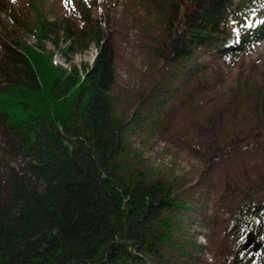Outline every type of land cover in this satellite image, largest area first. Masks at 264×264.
I'll list each match as a JSON object with an SVG mask.
<instances>
[{"label":"trees","instance_id":"obj_1","mask_svg":"<svg viewBox=\"0 0 264 264\" xmlns=\"http://www.w3.org/2000/svg\"><path fill=\"white\" fill-rule=\"evenodd\" d=\"M110 3L81 0L80 18L44 22L37 30L41 49L40 38L56 28L67 39L76 36L74 51L95 43L98 53L82 71L67 73L51 54L0 34V264H138L159 257L172 237L167 215L181 207L175 186L129 161L125 124L114 114L116 55L112 37L101 30L111 25L92 16ZM9 4L0 0V15ZM171 4L156 50L165 64L200 50L234 59L264 40V0ZM231 150H220L211 164ZM234 199L222 237L230 238L233 264H264V175L237 189ZM251 233L263 243L257 253L244 251Z\"/></svg>","mask_w":264,"mask_h":264},{"label":"rangeland","instance_id":"obj_2","mask_svg":"<svg viewBox=\"0 0 264 264\" xmlns=\"http://www.w3.org/2000/svg\"><path fill=\"white\" fill-rule=\"evenodd\" d=\"M110 2L92 16L111 25L101 30L113 39L110 96L115 116L125 124L127 157L136 168L172 182L181 206L167 215L172 237L159 257L144 256L138 264H233L230 238L224 243L222 237L234 193L264 175V40L234 59L200 50L189 60L165 64L156 50L166 37L171 0ZM10 4L0 15L6 41L51 54L67 73L92 63L96 44L74 51L76 36L67 39L63 30L43 34L44 49L38 45L40 25L80 18L81 0ZM233 144L240 152H233ZM224 149H232L227 159L212 165ZM221 243L225 248L218 252Z\"/></svg>","mask_w":264,"mask_h":264},{"label":"water","instance_id":"obj_3","mask_svg":"<svg viewBox=\"0 0 264 264\" xmlns=\"http://www.w3.org/2000/svg\"><path fill=\"white\" fill-rule=\"evenodd\" d=\"M253 246H254V252H258L263 247V243H258L256 240V236L254 234H250L247 237V241H246V244L244 246V250L248 251Z\"/></svg>","mask_w":264,"mask_h":264}]
</instances>
